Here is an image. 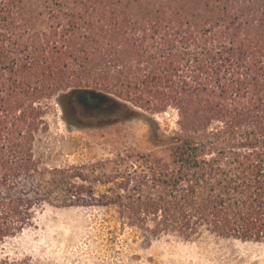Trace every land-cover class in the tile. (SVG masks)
<instances>
[{"label":"trees","instance_id":"trees-1","mask_svg":"<svg viewBox=\"0 0 264 264\" xmlns=\"http://www.w3.org/2000/svg\"><path fill=\"white\" fill-rule=\"evenodd\" d=\"M90 90L174 107L164 157L41 167L42 100ZM92 201L154 234L264 241V0H0V242Z\"/></svg>","mask_w":264,"mask_h":264},{"label":"rangeland","instance_id":"rangeland-1","mask_svg":"<svg viewBox=\"0 0 264 264\" xmlns=\"http://www.w3.org/2000/svg\"><path fill=\"white\" fill-rule=\"evenodd\" d=\"M61 93L42 100L44 130L34 142V155L47 171L121 161L134 153L164 157L166 150L154 136H172L178 127L177 110L172 106L148 113L113 96L120 106L101 117L78 119L62 108ZM126 105L135 114L125 115ZM105 187L95 190L101 193ZM0 264H264V241L240 240L207 230L188 237L172 232L154 234L129 225L114 205L92 201L54 206L46 202L31 225L0 242Z\"/></svg>","mask_w":264,"mask_h":264},{"label":"flooded vegetation","instance_id":"flooded-vegetation-1","mask_svg":"<svg viewBox=\"0 0 264 264\" xmlns=\"http://www.w3.org/2000/svg\"><path fill=\"white\" fill-rule=\"evenodd\" d=\"M71 111L69 113L78 119L95 117L107 113L112 109L105 98H98L97 95L91 96L85 91L72 93Z\"/></svg>","mask_w":264,"mask_h":264},{"label":"water","instance_id":"water-1","mask_svg":"<svg viewBox=\"0 0 264 264\" xmlns=\"http://www.w3.org/2000/svg\"><path fill=\"white\" fill-rule=\"evenodd\" d=\"M88 93H90L91 96L97 95L98 98H105L111 107H116V106L121 105L119 100L114 99L112 96L108 94L98 92V91H92V90L88 91Z\"/></svg>","mask_w":264,"mask_h":264}]
</instances>
